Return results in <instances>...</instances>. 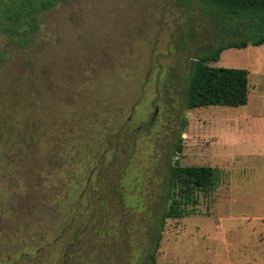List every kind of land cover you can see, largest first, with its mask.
Instances as JSON below:
<instances>
[{"label":"rangeland","instance_id":"rangeland-1","mask_svg":"<svg viewBox=\"0 0 264 264\" xmlns=\"http://www.w3.org/2000/svg\"><path fill=\"white\" fill-rule=\"evenodd\" d=\"M38 17L26 47L0 34V264H264V44L206 63L247 71L244 106L185 110L216 44L201 4L60 0ZM174 160L218 178L162 221Z\"/></svg>","mask_w":264,"mask_h":264},{"label":"trees","instance_id":"trees-1","mask_svg":"<svg viewBox=\"0 0 264 264\" xmlns=\"http://www.w3.org/2000/svg\"><path fill=\"white\" fill-rule=\"evenodd\" d=\"M60 0H0V34L11 43L26 47L34 39L39 15L54 8ZM197 2L206 9L214 25L216 44L199 54L191 63L184 91V109L241 107L247 102V71L209 67L226 49H243L264 44V0H176L181 6ZM234 37L224 39L225 37ZM3 52L0 50V60ZM177 137L174 153H179ZM217 171L209 166H179L176 160L167 169V205L161 220L180 219L185 206L196 203V192L212 191ZM156 241L155 247L157 248ZM154 251L147 254L144 264H155Z\"/></svg>","mask_w":264,"mask_h":264}]
</instances>
